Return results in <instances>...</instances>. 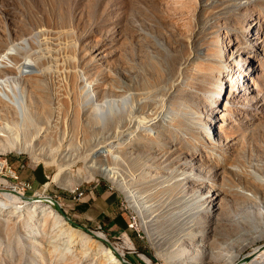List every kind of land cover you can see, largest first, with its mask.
Returning a JSON list of instances; mask_svg holds the SVG:
<instances>
[{"label":"rangeland","instance_id":"1","mask_svg":"<svg viewBox=\"0 0 264 264\" xmlns=\"http://www.w3.org/2000/svg\"><path fill=\"white\" fill-rule=\"evenodd\" d=\"M17 44L18 52L9 50ZM8 52L12 66L32 55L39 69L47 70L23 78L20 86L35 126L42 129L36 149L49 153L55 148L61 165L70 167L62 178L70 175L72 180L69 187L59 185L53 181L55 166L13 151L0 155L6 163L0 188L33 198L25 199V207L43 200L92 232H103V243L122 264H173L180 258L175 225L178 219H201L189 201V186L198 178L202 190L209 191L212 214L226 202L225 213L235 215L248 194L262 201L264 0H0L1 61ZM1 67L0 78L5 79L8 72ZM85 85H91L98 103L121 101L122 93H133L139 108L134 115L155 122L148 131L152 141L142 143L148 130L142 122L125 120L129 105L117 108L115 121L94 110ZM138 159L149 164L143 172L130 165ZM101 167H110L115 181L125 183L144 215L126 196L107 189ZM139 173L147 181L140 183ZM19 182H30L34 189L23 191ZM77 186L89 198L74 203L67 189ZM200 200L199 195L195 202L202 207ZM250 214L258 215V210L251 208L241 220H249ZM145 216L154 242L143 228ZM158 217L161 221L155 223ZM222 219L213 236H204L213 253L225 248L228 227ZM250 221L255 236L264 232L259 217ZM0 228L2 262L49 264L23 250L21 222L3 220ZM260 248L264 239L246 247L242 259ZM249 262L246 258L243 263Z\"/></svg>","mask_w":264,"mask_h":264},{"label":"bare ground","instance_id":"2","mask_svg":"<svg viewBox=\"0 0 264 264\" xmlns=\"http://www.w3.org/2000/svg\"><path fill=\"white\" fill-rule=\"evenodd\" d=\"M25 42L26 44L28 43L26 40ZM26 44L23 47V49L25 50L29 47ZM18 46L19 44L14 45L12 46V48H9V50H16L18 52ZM10 55L11 54L9 52L5 54L3 60L5 62L0 60V65H2L1 68H5L8 72V74L5 76V79L0 78V117H3V121L0 120V155L5 152L8 153L13 151H17L18 153H28L37 162H45L46 165L55 166L57 168V173L55 174L53 181L59 183V185L63 184V186L69 187L71 185L70 181L72 180L71 178H69L70 175L68 176V179H66V177L65 179L62 178V175L69 174L70 167L64 168L61 165V161L63 158L60 159V157L58 158L56 154H54L56 153L54 152V150L56 149L52 148L53 150L51 149L52 151H50L49 153H46L44 147L40 150V152L36 149L35 143L36 140H38L42 136V133L40 132V130L42 129H39L35 126L34 119L31 116L32 114L29 112V102L27 101L26 96L20 86V82L23 80V78L30 76H40L43 75L44 72H47V70L39 69V60L35 59L32 55L26 56L24 62H22L21 64L15 63L14 66H12L10 57H12L13 55ZM12 67H15L17 70H19V73L15 75ZM83 91L85 92V97H87V101L90 102L93 100L96 104V106H94V110L96 109L99 113L101 112L104 115L106 114V120L112 118V120L115 121V119H117L116 116L118 114L116 115V111L118 107L122 106L124 108V105H129L130 108L132 107L131 113L128 115V117L125 118V120L131 123H135L137 120L140 123L142 122L141 124H144L145 126L144 131H146V128L148 129L146 133H143V136L145 137H142V143L148 144L152 141V137L148 131L151 130L150 127L155 122L154 120L145 121V119L143 120V118L135 116L137 114V111H139V108L136 109L135 103L132 102V98L134 95L133 93H122L123 95H125L122 96L121 101L114 100L111 103L105 104L98 103L99 100L97 102L95 101L97 97L93 93V88L91 87V85H85ZM213 92L217 96H220L219 90L213 89ZM144 99L141 100L144 101ZM123 108H121V110ZM121 113L122 112H120V114ZM102 118L103 117L99 116V121L102 120ZM120 118L121 117H119V120L117 121H120ZM130 135L132 137V134ZM159 135L161 138H163L164 136L163 133ZM123 143L124 142H122L121 144ZM125 144L126 143H124V145ZM127 147H130V145H128ZM104 148L103 150H105ZM139 148L141 150H145L144 146L140 145ZM57 149L59 148L57 147ZM108 150L109 149H107V151ZM119 163L122 162L119 161ZM5 164L6 163L1 161L0 158V176L1 172H3L4 170ZM130 165L135 168H139L140 172H143L144 167L148 166L149 164L143 159H138ZM92 167H90V170L93 169ZM67 171L68 173H66ZM100 172H102L108 179L114 178L112 177L109 170H107V167H101ZM145 176V173H139L140 183L142 181V183H144V181H147V177ZM83 179L84 178H82V180ZM6 181H9V179H6ZM117 181H119V179ZM79 184H81L80 180L77 185ZM201 184L202 181L200 178H198L196 181H194L192 186H189L191 188L189 201H191L190 203L194 202L193 210L195 213L200 214L201 219H199L198 222L195 223L193 221L184 219L177 220V216L175 214L173 216V218L177 220V225H175L178 228L177 233H175L177 247L176 250L179 252L180 255V258L177 259L173 264H242L246 258H250V262L248 264H264V248H260L258 251H255L252 255L250 254L244 259H242V253L246 247H249L253 243L264 239V232L255 236L254 229L250 221V219L259 217L260 222L264 224V191L261 196L262 201H259V199L255 197L256 195L248 194V196L243 199L241 206L237 208L239 210L235 215H227L228 212L225 213L226 202H224L225 199L223 201L221 196L220 201L222 203L224 202L225 204L224 206L220 204L215 209L214 214H212L210 212V206L208 201L210 196H207L209 194V191H206L204 189L202 190L200 186ZM168 187L169 186H167V188L164 187V189H168ZM6 189L0 188V222L3 220L7 224H13L16 221L21 222L23 232L19 240L21 247L24 251L33 252L34 254H36V256H39L41 258L42 262H48L49 264L123 263V261L116 257L115 254L110 251V248H107L103 243L105 239V235L103 232H96L95 234L90 235L87 234L85 231L72 227L68 220L57 209H55L49 204L44 203L43 200H40L30 206L25 207V199L32 200L33 198L25 197V195L21 194L16 189ZM252 191L255 192L257 190L253 189ZM141 194L142 193H140V195ZM186 195V199L188 200V194ZM199 195L200 199L202 200V207H199L198 203L195 202L198 200ZM219 197L215 195L216 199H218ZM127 198L130 200L134 208L140 209L137 213H142V215H144V212L142 211L140 206V201L137 199V197H134L131 193L128 197H126V199ZM252 202L256 203L254 207L253 205H251ZM251 208L256 209V211L258 210V215L250 214L247 217L249 218V220L246 219L242 221L241 219H245V215L248 211H250ZM221 217L223 218L222 221L225 222V226L228 227L226 228V233L223 236V243L225 245V248H222L221 250H219V252L213 253L207 248V239H205L204 236L207 234L209 236H213L217 232L218 226L221 224ZM145 219L146 216L142 222L143 228L148 233L151 241L154 242L151 222ZM160 221L161 217H158L155 223H158ZM209 224H212V227ZM205 229L209 230L204 232L203 230ZM120 254L123 253L121 252ZM4 258L3 260H5ZM8 260L5 261V263H8ZM5 263L4 261L2 262V260H0V264Z\"/></svg>","mask_w":264,"mask_h":264},{"label":"built area","instance_id":"3","mask_svg":"<svg viewBox=\"0 0 264 264\" xmlns=\"http://www.w3.org/2000/svg\"><path fill=\"white\" fill-rule=\"evenodd\" d=\"M107 170H109V172L112 175V170L110 168H107ZM97 182L98 183L95 185V187L99 186L100 179H98ZM19 186H20L19 188L23 191H30L34 189V186L30 182H19ZM107 189L109 191L119 192L126 197H128L132 193L129 188H127L120 181L119 182L115 181L114 178H109V179L107 178ZM67 191H68V194H67L68 198L74 203L80 202L87 197L89 198V196L85 194V190H82L80 186L69 188L67 189ZM45 200L49 202L50 204H53L52 197H46Z\"/></svg>","mask_w":264,"mask_h":264},{"label":"water","instance_id":"4","mask_svg":"<svg viewBox=\"0 0 264 264\" xmlns=\"http://www.w3.org/2000/svg\"><path fill=\"white\" fill-rule=\"evenodd\" d=\"M53 204L56 205L54 202H53ZM57 210L60 211V212H62L63 215H64V217H65L66 219H68V221H69L71 224L76 225V226H78V227H80V228H82V229H84V230H86V231H88V232H90V233H92V234H95V233L92 232L90 229L86 228L85 226L80 225V224H78V223L75 222V221H72L69 217L66 216V214H65L60 208H58V206H57ZM104 241H107V240L104 239Z\"/></svg>","mask_w":264,"mask_h":264}]
</instances>
